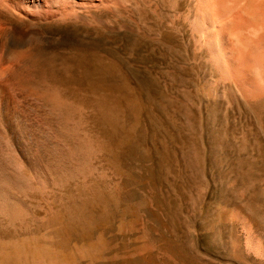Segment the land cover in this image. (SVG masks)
Instances as JSON below:
<instances>
[{"label": "rangeland", "instance_id": "obj_1", "mask_svg": "<svg viewBox=\"0 0 264 264\" xmlns=\"http://www.w3.org/2000/svg\"><path fill=\"white\" fill-rule=\"evenodd\" d=\"M120 3L46 25L43 51L70 64L55 85L83 112L122 88L129 145L109 135L88 192L29 193L22 222L0 225V264H264V94L219 79L189 0Z\"/></svg>", "mask_w": 264, "mask_h": 264}, {"label": "bare ground", "instance_id": "obj_2", "mask_svg": "<svg viewBox=\"0 0 264 264\" xmlns=\"http://www.w3.org/2000/svg\"><path fill=\"white\" fill-rule=\"evenodd\" d=\"M189 1V30L219 79L247 98L263 96L264 0ZM119 4L0 0V225L22 222L31 192L78 181L88 192L96 147L83 130L82 109L55 85L57 72L69 75L71 66L44 53L45 26L86 24L96 20L90 10Z\"/></svg>", "mask_w": 264, "mask_h": 264}, {"label": "water", "instance_id": "obj_3", "mask_svg": "<svg viewBox=\"0 0 264 264\" xmlns=\"http://www.w3.org/2000/svg\"><path fill=\"white\" fill-rule=\"evenodd\" d=\"M85 101L90 106L88 105L87 111L82 110V124L85 134L96 147L92 161L103 157L104 162L106 154L110 153L114 156V151L107 140L109 135L112 138L115 137L122 148L129 145L135 126L128 123L127 116H130L133 110L122 88H119L112 97L93 92L92 96L85 98ZM72 102L75 103V101ZM119 176V178L131 179V174L127 171H121Z\"/></svg>", "mask_w": 264, "mask_h": 264}]
</instances>
